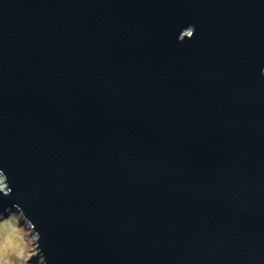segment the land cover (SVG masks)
<instances>
[{"label": "water", "instance_id": "obj_1", "mask_svg": "<svg viewBox=\"0 0 264 264\" xmlns=\"http://www.w3.org/2000/svg\"><path fill=\"white\" fill-rule=\"evenodd\" d=\"M262 67L264 0H0V201L47 264H264Z\"/></svg>", "mask_w": 264, "mask_h": 264}, {"label": "clouds", "instance_id": "obj_2", "mask_svg": "<svg viewBox=\"0 0 264 264\" xmlns=\"http://www.w3.org/2000/svg\"><path fill=\"white\" fill-rule=\"evenodd\" d=\"M194 33L195 27L189 24L179 31L177 40L192 38ZM260 74L264 76V67ZM11 193L7 175L0 168V195L7 197ZM40 241V231L21 205L9 206L0 201V264H47Z\"/></svg>", "mask_w": 264, "mask_h": 264}]
</instances>
